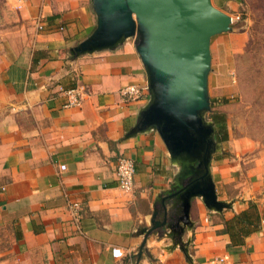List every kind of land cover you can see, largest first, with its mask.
I'll return each instance as SVG.
<instances>
[{
    "label": "crops",
    "instance_id": "obj_1",
    "mask_svg": "<svg viewBox=\"0 0 264 264\" xmlns=\"http://www.w3.org/2000/svg\"><path fill=\"white\" fill-rule=\"evenodd\" d=\"M239 1L214 6L230 15ZM96 27L92 0H0V264H264V192H228L239 164L215 156V133L205 164L173 155L155 127L135 130L152 96L138 36L77 53ZM128 85L140 94L124 96ZM72 87L78 106L66 105ZM122 155L135 162L130 191L117 185ZM201 176L222 206L191 195L184 223L182 197ZM253 204L260 226L245 235L230 221Z\"/></svg>",
    "mask_w": 264,
    "mask_h": 264
},
{
    "label": "water",
    "instance_id": "obj_2",
    "mask_svg": "<svg viewBox=\"0 0 264 264\" xmlns=\"http://www.w3.org/2000/svg\"><path fill=\"white\" fill-rule=\"evenodd\" d=\"M92 4L97 27L74 50L111 47L137 35L136 50L152 96L135 130L155 127L173 155L184 153L206 164L215 146V128L202 115L210 108V39L228 30L232 17L211 0H92ZM187 187L180 217L184 223L191 195L201 194L208 207L222 206L213 185L202 176Z\"/></svg>",
    "mask_w": 264,
    "mask_h": 264
},
{
    "label": "rangeland",
    "instance_id": "obj_3",
    "mask_svg": "<svg viewBox=\"0 0 264 264\" xmlns=\"http://www.w3.org/2000/svg\"><path fill=\"white\" fill-rule=\"evenodd\" d=\"M230 16L229 29L210 39V108L202 115L216 130L210 114H223L226 137L215 156L239 164L225 183L228 192L255 185L264 192V0H240Z\"/></svg>",
    "mask_w": 264,
    "mask_h": 264
},
{
    "label": "built area",
    "instance_id": "obj_4",
    "mask_svg": "<svg viewBox=\"0 0 264 264\" xmlns=\"http://www.w3.org/2000/svg\"><path fill=\"white\" fill-rule=\"evenodd\" d=\"M37 28L41 29L42 25L39 20H37ZM142 88L136 85H128L121 89V93L127 97H137ZM67 96V106H78L81 103L82 93H78L75 87L63 90ZM66 169L65 164L59 165V170L64 171ZM135 162L134 160L126 155L120 156L116 161L115 173L117 178V185L120 189L124 191H130L133 185V177L135 174ZM68 210L72 216V220L75 223H79L81 218V207L79 202L69 200L67 204ZM111 255L114 258H122L124 256L123 252L116 247L111 248Z\"/></svg>",
    "mask_w": 264,
    "mask_h": 264
},
{
    "label": "trees",
    "instance_id": "obj_5",
    "mask_svg": "<svg viewBox=\"0 0 264 264\" xmlns=\"http://www.w3.org/2000/svg\"><path fill=\"white\" fill-rule=\"evenodd\" d=\"M210 115H211L210 117H211L212 122L216 126V132H215L216 139L224 140L226 137V132L224 130L225 124H224L223 114H220L219 112H212ZM220 133H222L221 134L222 136H220ZM250 209H251L250 214L246 213V211H242L239 214H235L231 218V221H230V223L234 221V222H241L245 224L246 228L242 226L245 229L241 230L245 233V235L250 232L248 229L249 225L252 226V230H256L260 226V217L258 215L256 206L253 204L250 206ZM226 223L228 225V222H225V224ZM225 229L228 231V226ZM232 235L233 236H231V242H232L231 245H240L243 243V236H240L238 234H235V235L232 234Z\"/></svg>",
    "mask_w": 264,
    "mask_h": 264
},
{
    "label": "flooded vegetation",
    "instance_id": "obj_6",
    "mask_svg": "<svg viewBox=\"0 0 264 264\" xmlns=\"http://www.w3.org/2000/svg\"><path fill=\"white\" fill-rule=\"evenodd\" d=\"M215 133V132H214Z\"/></svg>",
    "mask_w": 264,
    "mask_h": 264
}]
</instances>
